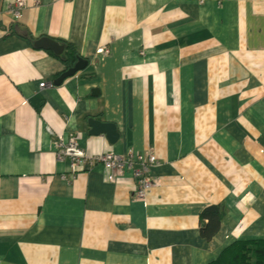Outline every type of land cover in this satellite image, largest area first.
Instances as JSON below:
<instances>
[{
  "label": "crops",
  "instance_id": "crops-1",
  "mask_svg": "<svg viewBox=\"0 0 264 264\" xmlns=\"http://www.w3.org/2000/svg\"><path fill=\"white\" fill-rule=\"evenodd\" d=\"M13 1L0 0V264H150L147 191L133 198L146 153L139 0H27L19 18ZM39 39L87 66L52 86L67 69ZM89 118L117 142L87 135ZM70 140L91 159L120 155L123 176L110 184L94 163L71 177L56 160Z\"/></svg>",
  "mask_w": 264,
  "mask_h": 264
},
{
  "label": "built area",
  "instance_id": "built-area-1",
  "mask_svg": "<svg viewBox=\"0 0 264 264\" xmlns=\"http://www.w3.org/2000/svg\"><path fill=\"white\" fill-rule=\"evenodd\" d=\"M33 5H36L37 2L33 0ZM28 2L27 0H14L10 4V12L13 17L19 18L21 16L22 11L27 8ZM103 58L106 57V52H99ZM49 84L42 83L38 86L37 89L41 90L44 87H47ZM130 154L131 151H128ZM137 160L139 161L141 168L135 170L133 173V179L135 184V191L133 194V198L135 200L141 201L144 198V194L147 191V176H146V153L143 155L136 154ZM58 161H64L66 159L70 162V173L73 176L78 171H83L87 169H91L94 163L102 166L104 170L108 173V183L114 182V180L123 176V160L120 155H112L106 154L96 159H87L77 146V144L70 140L66 145L61 146V150H59L57 154Z\"/></svg>",
  "mask_w": 264,
  "mask_h": 264
},
{
  "label": "water",
  "instance_id": "water-1",
  "mask_svg": "<svg viewBox=\"0 0 264 264\" xmlns=\"http://www.w3.org/2000/svg\"><path fill=\"white\" fill-rule=\"evenodd\" d=\"M33 47L36 50H46L51 52L56 57H61L64 48L57 42L49 39H39L34 44ZM87 66V61L80 57L76 58V62L73 66L66 71H64L57 79L51 82L52 86H59L65 79L73 77L78 72H81ZM49 83V82H47ZM86 126L88 127L87 135L92 137L104 136L110 145H113L118 140V134L115 130V126L110 123H103L93 118L87 119Z\"/></svg>",
  "mask_w": 264,
  "mask_h": 264
},
{
  "label": "trees",
  "instance_id": "trees-1",
  "mask_svg": "<svg viewBox=\"0 0 264 264\" xmlns=\"http://www.w3.org/2000/svg\"><path fill=\"white\" fill-rule=\"evenodd\" d=\"M58 44H60V43H58ZM61 46L64 48L63 54L61 57H56V58L61 59V62L64 63L66 69H69L76 62V58L78 56L75 54L73 49L70 50V48L68 46H64V45H61ZM48 53L51 54L50 52H48ZM86 117H88V116H86Z\"/></svg>",
  "mask_w": 264,
  "mask_h": 264
},
{
  "label": "rangeland",
  "instance_id": "rangeland-1",
  "mask_svg": "<svg viewBox=\"0 0 264 264\" xmlns=\"http://www.w3.org/2000/svg\"><path fill=\"white\" fill-rule=\"evenodd\" d=\"M75 142V141H74ZM77 142V141H76ZM75 142V143H76ZM77 144V146L79 147V149L81 150V152H82V154L87 158V159H91L90 157H88L87 155H85L84 154V152L82 151V149L80 148V146H79V144L78 143H76ZM66 145V144H65ZM56 160L58 161V159H57V156H56ZM65 162H67L68 164H69V171H70V162H69V160L68 159H66V160H64ZM64 161H61V162H64ZM93 168V166L91 167V169ZM91 169H87V170H83V171H78V172H86V171H88V170H91ZM78 172H76L73 176L71 175V173H70V176L71 177H74Z\"/></svg>",
  "mask_w": 264,
  "mask_h": 264
}]
</instances>
